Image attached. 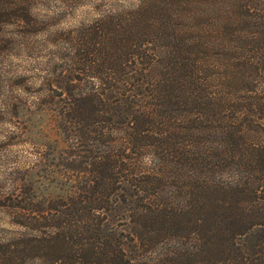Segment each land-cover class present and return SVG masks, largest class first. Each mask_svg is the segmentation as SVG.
I'll return each mask as SVG.
<instances>
[{
    "label": "trees",
    "instance_id": "trees-1",
    "mask_svg": "<svg viewBox=\"0 0 264 264\" xmlns=\"http://www.w3.org/2000/svg\"><path fill=\"white\" fill-rule=\"evenodd\" d=\"M97 24L87 88L55 103L100 155L85 190L24 200L54 230L28 251L128 264L173 244L169 264H264V0H141ZM151 29L163 46L131 47Z\"/></svg>",
    "mask_w": 264,
    "mask_h": 264
},
{
    "label": "rangeland",
    "instance_id": "rangeland-1",
    "mask_svg": "<svg viewBox=\"0 0 264 264\" xmlns=\"http://www.w3.org/2000/svg\"><path fill=\"white\" fill-rule=\"evenodd\" d=\"M139 1L0 0V264H49L26 245L54 230L29 216L32 206L24 200L31 197L45 210L49 201L85 190L101 150L87 139H70L55 102L67 81L87 88L86 66L102 40L99 20L127 13ZM154 33L129 44L163 46ZM113 228L120 236L126 230ZM175 248L138 246L128 264H169L164 256Z\"/></svg>",
    "mask_w": 264,
    "mask_h": 264
}]
</instances>
